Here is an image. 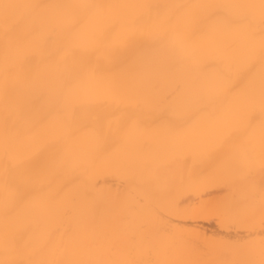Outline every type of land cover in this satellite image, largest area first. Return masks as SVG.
<instances>
[{
	"label": "bare ground",
	"instance_id": "1",
	"mask_svg": "<svg viewBox=\"0 0 264 264\" xmlns=\"http://www.w3.org/2000/svg\"><path fill=\"white\" fill-rule=\"evenodd\" d=\"M0 264H264V0H0Z\"/></svg>",
	"mask_w": 264,
	"mask_h": 264
},
{
	"label": "rangeland",
	"instance_id": "2",
	"mask_svg": "<svg viewBox=\"0 0 264 264\" xmlns=\"http://www.w3.org/2000/svg\"><path fill=\"white\" fill-rule=\"evenodd\" d=\"M205 228L208 230V231H212V232H218L219 229L216 225V223L214 222H211V223H206L204 224Z\"/></svg>",
	"mask_w": 264,
	"mask_h": 264
}]
</instances>
